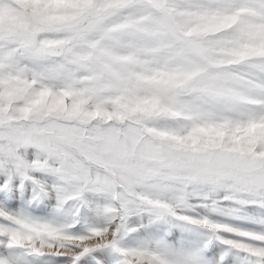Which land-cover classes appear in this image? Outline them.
<instances>
[{
    "label": "snow or ice",
    "instance_id": "6c2138e0",
    "mask_svg": "<svg viewBox=\"0 0 264 264\" xmlns=\"http://www.w3.org/2000/svg\"><path fill=\"white\" fill-rule=\"evenodd\" d=\"M0 264H264V0H0Z\"/></svg>",
    "mask_w": 264,
    "mask_h": 264
}]
</instances>
